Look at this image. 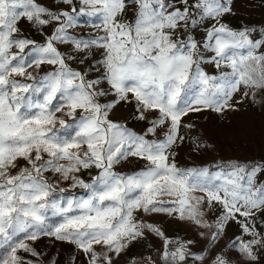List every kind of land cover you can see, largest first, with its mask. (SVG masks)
<instances>
[{"label":"snow or ice","instance_id":"snow-or-ice-1","mask_svg":"<svg viewBox=\"0 0 264 264\" xmlns=\"http://www.w3.org/2000/svg\"><path fill=\"white\" fill-rule=\"evenodd\" d=\"M236 9L0 0V264H59L43 240L66 264H264V159L178 161L212 147L190 116L264 106V19Z\"/></svg>","mask_w":264,"mask_h":264},{"label":"rangeland","instance_id":"rangeland-1","mask_svg":"<svg viewBox=\"0 0 264 264\" xmlns=\"http://www.w3.org/2000/svg\"><path fill=\"white\" fill-rule=\"evenodd\" d=\"M248 5L251 7H247ZM236 11L237 17L228 18L234 26H238L241 20L255 23L264 19V6L255 5L254 0H237ZM125 115V112H118L114 118L123 119ZM189 119L196 124L200 133L212 147L205 148L199 153H192L189 147H184L178 156V161L182 166L212 164L219 160L264 159V106L244 104L239 111L228 112L223 117L206 111L192 115ZM137 166V162L132 161L126 168L132 169ZM154 219L159 222L166 218L160 216ZM233 230H229L227 236L220 242L221 246L232 236ZM167 231L169 234L180 232L187 237L194 235L189 226L179 223H170L167 226ZM153 242L156 246L160 244L158 240ZM49 243H51V247L48 249V255H52L55 249L60 250L59 264H66L69 254L75 253V248L72 245L48 240L41 241L38 248L43 250ZM204 243L205 241H200V246ZM141 250L140 246L133 249L134 252ZM126 260V257H122L117 261V264H126Z\"/></svg>","mask_w":264,"mask_h":264},{"label":"crops","instance_id":"crops-1","mask_svg":"<svg viewBox=\"0 0 264 264\" xmlns=\"http://www.w3.org/2000/svg\"><path fill=\"white\" fill-rule=\"evenodd\" d=\"M254 4L258 6H264V4H261L260 0H254Z\"/></svg>","mask_w":264,"mask_h":264}]
</instances>
